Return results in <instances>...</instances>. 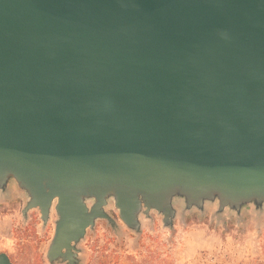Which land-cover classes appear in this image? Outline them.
Wrapping results in <instances>:
<instances>
[{
  "label": "water",
  "instance_id": "95a60500",
  "mask_svg": "<svg viewBox=\"0 0 264 264\" xmlns=\"http://www.w3.org/2000/svg\"><path fill=\"white\" fill-rule=\"evenodd\" d=\"M10 183L55 210L57 251L114 225L110 199L135 232L151 210L172 226L174 200L261 211L264 0H0Z\"/></svg>",
  "mask_w": 264,
  "mask_h": 264
},
{
  "label": "rangeland",
  "instance_id": "374dc122",
  "mask_svg": "<svg viewBox=\"0 0 264 264\" xmlns=\"http://www.w3.org/2000/svg\"><path fill=\"white\" fill-rule=\"evenodd\" d=\"M14 188L27 200L14 183L0 196ZM173 205L172 226H164L162 215L151 210L140 215V231L135 232L122 222L110 199L105 210L115 224L95 220L89 242L86 236L79 243L81 264H264V208L258 211L249 204L237 213L229 208L217 212V202H205L203 209H186L183 200ZM1 211L0 239L15 263L24 264L14 252V244L21 243L12 230L16 222Z\"/></svg>",
  "mask_w": 264,
  "mask_h": 264
},
{
  "label": "flooded vegetation",
  "instance_id": "af4514ba",
  "mask_svg": "<svg viewBox=\"0 0 264 264\" xmlns=\"http://www.w3.org/2000/svg\"><path fill=\"white\" fill-rule=\"evenodd\" d=\"M25 203L26 200L19 195L15 188L0 196V213L2 214L1 210L4 209L12 216L11 220L16 222L12 230L17 237L15 240H19L21 243L14 244L19 248H16L14 252L21 256L25 261L24 264H81L79 243L86 236L89 242V234L94 225L92 228L86 227L83 235L77 241L70 243L65 241L60 250H53L52 241L56 234L58 220L56 212L53 213L51 209L43 223L42 214L38 208H29L23 212ZM89 204L90 202H88ZM12 253L0 239V256H4L9 264H16Z\"/></svg>",
  "mask_w": 264,
  "mask_h": 264
}]
</instances>
